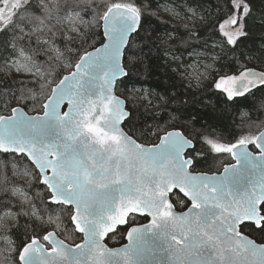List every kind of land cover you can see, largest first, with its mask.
I'll return each mask as SVG.
<instances>
[{"label":"snow or ice","instance_id":"obj_1","mask_svg":"<svg viewBox=\"0 0 264 264\" xmlns=\"http://www.w3.org/2000/svg\"><path fill=\"white\" fill-rule=\"evenodd\" d=\"M260 5L0 0V264H264Z\"/></svg>","mask_w":264,"mask_h":264},{"label":"trees","instance_id":"obj_2","mask_svg":"<svg viewBox=\"0 0 264 264\" xmlns=\"http://www.w3.org/2000/svg\"><path fill=\"white\" fill-rule=\"evenodd\" d=\"M260 6H261L260 0H257V9H259ZM153 23L155 24V22ZM161 27L163 26L161 25ZM244 43L248 45L249 47H253V46L259 47L261 45H264V28H261L259 26H253L250 32L249 38L246 39ZM140 79L144 81L143 86L145 88H148V87L155 88L161 82L167 81V78L164 74V70L159 67H154L150 70L144 71L141 74ZM137 86L139 87L140 85H137ZM205 99H210V97L206 96ZM194 114L198 116L201 123L211 125L223 131L225 135H227V133L232 130V128L234 127L233 121L238 116L237 113L230 112L226 108L222 109L220 107H216L215 109H213L211 107H204L203 105H197L194 109ZM196 126L199 128L200 124H197ZM229 162H231L230 158L221 157V158H218L215 162L209 161V166L211 167V171L215 172V171H220V169L222 168L221 167L222 164L229 163ZM198 170L208 171V166H205L202 169H198ZM140 222H143V221H140ZM21 223H23V221H21ZM79 241H80V238L77 237L75 240H69L66 242L77 243ZM105 242L109 246H117V245H120V243L124 241L117 242V240H108L106 238Z\"/></svg>","mask_w":264,"mask_h":264},{"label":"water","instance_id":"obj_3","mask_svg":"<svg viewBox=\"0 0 264 264\" xmlns=\"http://www.w3.org/2000/svg\"><path fill=\"white\" fill-rule=\"evenodd\" d=\"M231 163H234V161L232 160V162ZM220 171H222V168H221V170ZM143 223H147V221L145 220ZM80 242V241H79ZM79 242H77V243H79ZM124 242H126V241H124ZM120 245H117V246H109V247H119Z\"/></svg>","mask_w":264,"mask_h":264},{"label":"flooded vegetation","instance_id":"obj_4","mask_svg":"<svg viewBox=\"0 0 264 264\" xmlns=\"http://www.w3.org/2000/svg\"><path fill=\"white\" fill-rule=\"evenodd\" d=\"M231 162H232V160H231ZM231 162H229V163H231ZM221 170V169H220ZM144 222V221H143Z\"/></svg>","mask_w":264,"mask_h":264}]
</instances>
